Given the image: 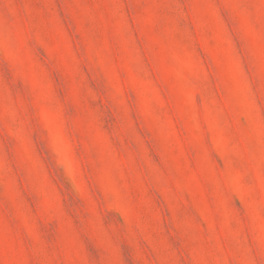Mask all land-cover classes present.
<instances>
[{
	"label": "rangeland",
	"instance_id": "rangeland-1",
	"mask_svg": "<svg viewBox=\"0 0 264 264\" xmlns=\"http://www.w3.org/2000/svg\"><path fill=\"white\" fill-rule=\"evenodd\" d=\"M0 264H264V0H0Z\"/></svg>",
	"mask_w": 264,
	"mask_h": 264
}]
</instances>
